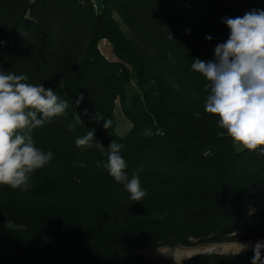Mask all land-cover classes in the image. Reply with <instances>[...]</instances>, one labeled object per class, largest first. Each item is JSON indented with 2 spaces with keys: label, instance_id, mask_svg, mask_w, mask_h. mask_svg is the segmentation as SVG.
Returning <instances> with one entry per match:
<instances>
[{
  "label": "trees",
  "instance_id": "trees-1",
  "mask_svg": "<svg viewBox=\"0 0 264 264\" xmlns=\"http://www.w3.org/2000/svg\"><path fill=\"white\" fill-rule=\"evenodd\" d=\"M102 3L97 14L93 0H0V69L53 88L69 105L33 130L35 146L53 159L28 190L0 185V264L264 261V250L255 260L249 250L183 263L133 252L264 238V155L235 150L204 110L208 81L191 68L196 58L215 59L230 33L225 18L264 10V0ZM104 38L113 60L98 49ZM116 99L130 124L123 135L115 131ZM89 130L93 146L77 147ZM113 141L123 145L129 179L138 170L147 193L139 202L102 166Z\"/></svg>",
  "mask_w": 264,
  "mask_h": 264
},
{
  "label": "clouds",
  "instance_id": "clouds-1",
  "mask_svg": "<svg viewBox=\"0 0 264 264\" xmlns=\"http://www.w3.org/2000/svg\"><path fill=\"white\" fill-rule=\"evenodd\" d=\"M223 22L230 33L224 43L215 47V59L205 62L196 58L191 68L208 81L204 86L208 91L204 110L218 118V127L231 138L235 150L264 155V10L253 9L243 17L225 18ZM27 80L26 75L0 69V185L21 191H27L31 176L53 159L51 150L45 152L35 146L33 130L63 116L69 107L53 88ZM82 99L77 100V105ZM195 115L199 117V113ZM76 122H82L79 115ZM109 126L110 122L105 121L104 128ZM94 137V130H89L75 144L91 148ZM95 146L104 149L101 143ZM122 148V144L111 142L102 166L123 184L131 200L139 202L147 193L141 187L138 170L129 179ZM79 167L86 164L80 162ZM261 247L258 242L254 260Z\"/></svg>",
  "mask_w": 264,
  "mask_h": 264
},
{
  "label": "rangeland",
  "instance_id": "rangeland-1",
  "mask_svg": "<svg viewBox=\"0 0 264 264\" xmlns=\"http://www.w3.org/2000/svg\"><path fill=\"white\" fill-rule=\"evenodd\" d=\"M98 49L105 57L110 60L115 59L113 54L112 44L106 39L98 41ZM115 131L119 135H123L129 129L128 119L124 116L121 105L118 99L115 100L113 109ZM260 243L262 247L259 251L264 250V238L258 240H228L223 242H198L190 246H167L155 245L144 246L133 250L137 255L144 256L154 261L167 260L174 263H183L186 260L200 253H242L245 251H255V246ZM259 264H264V261H259Z\"/></svg>",
  "mask_w": 264,
  "mask_h": 264
},
{
  "label": "water",
  "instance_id": "water-1",
  "mask_svg": "<svg viewBox=\"0 0 264 264\" xmlns=\"http://www.w3.org/2000/svg\"><path fill=\"white\" fill-rule=\"evenodd\" d=\"M94 9L97 14L102 13L103 11V3L102 0H93Z\"/></svg>",
  "mask_w": 264,
  "mask_h": 264
}]
</instances>
